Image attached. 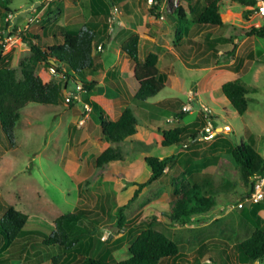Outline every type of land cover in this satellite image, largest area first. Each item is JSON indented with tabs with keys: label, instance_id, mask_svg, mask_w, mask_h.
<instances>
[{
	"label": "rangeland",
	"instance_id": "374dc122",
	"mask_svg": "<svg viewBox=\"0 0 264 264\" xmlns=\"http://www.w3.org/2000/svg\"><path fill=\"white\" fill-rule=\"evenodd\" d=\"M212 1L182 0L179 7L187 20L180 23L168 3L153 9L148 0H119L115 3L118 22L110 25L109 16L89 15L88 0H8L7 5L0 0L1 28L7 23L17 32L5 41L1 55L4 67L20 78V64L30 56L21 34L57 44L68 30L91 29L96 34L94 54L101 68L87 72L85 81L97 83L86 94L89 101L97 103L108 120L118 119L123 108L130 107L138 121L136 135L117 145L123 161L98 167L96 159L110 145L100 139L97 116L85 104V93H75L71 82L65 94H74L71 108L64 93L58 106L27 104L19 111L13 147L0 130V218L7 207H13L28 216L25 231L51 234L57 217L80 213L71 238L76 248L79 244L84 248L72 264L84 258L86 249L89 257L110 264L124 261L138 234L150 227L176 242L185 256L160 264H238L235 245L253 228L234 207L248 185L232 152L244 146L254 149L259 157L264 153V38L247 35L263 25L255 16L245 20L240 6H220V27L199 24L200 11ZM3 7L11 13L6 14ZM131 33L139 37L140 61L148 53L156 54L158 70L165 77L164 88L145 104L132 100L134 65L120 52ZM245 35L247 40L233 51V41ZM98 46L105 49L98 50ZM230 62L231 67L227 66ZM35 70L43 80H65L63 74L42 62ZM225 70L236 71L249 89L248 107L242 116L219 92L227 82L222 77ZM184 110L188 114L178 120L176 115ZM189 124L193 127L184 132L177 146L158 145L163 131ZM178 151L182 156L173 167L124 210L127 226H119L116 211L136 190L128 186L122 191L125 182L149 179L145 157L163 159ZM202 165V169L189 171ZM187 184H197L209 209L193 216L190 223L177 226L165 214L174 191ZM261 218L264 220V212ZM3 244L0 238V264H52L53 258L62 260L65 256L57 246L46 247L39 241L30 244L23 240L6 250ZM21 246L25 252L18 251Z\"/></svg>",
	"mask_w": 264,
	"mask_h": 264
},
{
	"label": "trees",
	"instance_id": "16d2710c",
	"mask_svg": "<svg viewBox=\"0 0 264 264\" xmlns=\"http://www.w3.org/2000/svg\"><path fill=\"white\" fill-rule=\"evenodd\" d=\"M3 1L6 5L8 4V0ZM117 1L119 0H88L89 15L92 18L108 17L111 8L115 6ZM220 6H224V9L230 6H240L242 8V17L245 20H248L255 11L253 0H213L200 11L198 23L220 27L223 24V13ZM152 8L155 9L157 6ZM3 9L6 14L11 13L9 8L3 7ZM171 13L176 16L177 22L184 23L187 20L181 7L171 10ZM15 34H17L16 27L9 28L7 23H5L4 28L0 26V130L8 145L13 147L15 144L14 130L20 118L19 111L23 107L29 103L61 105L62 94L72 82L74 87H81V92L85 93L84 96H86L85 104L90 106L97 116L101 131V141L110 145L96 159V165L100 167L108 163L123 161L124 157L117 145L124 143L127 138L136 134L138 121L130 107L123 108L117 120H108L98 104L89 101L87 95L93 91L97 83L95 81H85L87 72H96L101 68V65L96 62L97 54H94L97 47L95 32L88 28L79 31L68 30L62 34V42L57 44L43 43L38 36L31 35V38L27 39L25 35L18 34L27 43L30 51V56L20 64V78L16 77L14 71L3 66L4 58L1 56L4 51L5 41L8 37H12ZM247 35L264 38V29L262 27L258 30H252ZM138 44V35L131 33L122 43L120 52L134 65L131 79L133 85L132 100L136 103L145 104L147 100L155 97L164 88L165 77L158 70V57L156 54L148 53L140 61ZM101 49L103 51L105 47L101 46ZM102 51H99V54ZM41 62L52 67L57 73L63 74L64 82L55 83L50 80H43L35 70L36 65ZM76 82L79 84H76ZM114 90H117V88ZM221 93L237 115L242 116L246 112L249 89L244 83L238 79L228 81L221 86ZM67 107H72L70 101L67 103ZM186 114L188 112H181L176 117L181 120ZM191 125L163 131L158 145L160 147L177 146L182 141L184 132L189 127H193ZM196 135L197 133L193 136V139H195ZM232 156L240 169L246 185H248L249 177L264 173V165L254 149L240 146L232 152ZM178 158L179 153L163 159L153 156L144 158V162L151 172L150 177L144 183L128 184L125 182L126 184L122 191L128 186H135L136 190L129 201L116 211L119 226L122 228L127 226L124 223V210L138 198L144 188L159 180L164 175L165 170L171 169ZM198 168L202 169L204 166H193L189 171L192 172ZM121 180L125 181L124 177H121ZM174 195L175 197L168 213L165 214L171 224L177 226L186 225L191 222L193 216L202 215L209 209V205L206 204L207 200L201 196L197 184L182 186L180 190L174 191ZM262 208L263 204H258L251 210L243 209L240 213L243 220L253 228V231L248 237L235 245L239 264L264 262L263 221L258 216V212ZM27 220L28 216L26 214L15 210L13 207H7L3 211L0 218V238L4 240L2 245L4 250L23 240L30 244H33L34 241H39V244L46 247L57 246L63 250L65 256L62 260L53 258L52 264H72L76 259L75 255L81 254L79 250L84 248V246L79 244L76 248V243L71 238L72 226L81 220L80 213L57 217L54 220V230L51 234H44L40 231H25L24 226ZM18 249L19 252H22L25 246H21ZM88 251L86 249L84 258L74 264H110L103 259L89 257ZM128 253V259L114 264H160L162 260H175L184 257L179 252L176 242L153 227L145 229L138 234L129 247Z\"/></svg>",
	"mask_w": 264,
	"mask_h": 264
},
{
	"label": "built area",
	"instance_id": "2783aa9c",
	"mask_svg": "<svg viewBox=\"0 0 264 264\" xmlns=\"http://www.w3.org/2000/svg\"><path fill=\"white\" fill-rule=\"evenodd\" d=\"M181 1L182 0H148V4L152 8L153 6L159 7V5L162 3H166V4L168 3L170 4L169 8L171 12V10L176 9L180 6ZM253 1L255 3V11L252 14V17L253 16L257 17L262 22L264 29V0H253ZM34 12L35 11L32 12L31 14L32 16L29 18L30 21L33 20L34 18L33 17ZM117 13H118L117 8L115 6L112 7L108 18L110 25L115 24V21L117 20ZM100 47L101 46H98L97 49L100 50ZM76 92H81L80 86L75 87V93ZM65 94H66V90L64 91V95ZM73 95H74L73 93H69L65 95L66 101L69 102L70 100H72ZM184 111L187 112L186 110ZM204 130L206 133L210 132L209 127H206ZM260 159L262 161V164L264 165V153L260 154ZM262 201H264V173L255 174L248 178V191L244 196V198L237 204V208L242 209L246 206L259 204Z\"/></svg>",
	"mask_w": 264,
	"mask_h": 264
},
{
	"label": "crops",
	"instance_id": "0c3cea01",
	"mask_svg": "<svg viewBox=\"0 0 264 264\" xmlns=\"http://www.w3.org/2000/svg\"><path fill=\"white\" fill-rule=\"evenodd\" d=\"M120 19V18H119ZM119 22H120V20H119ZM247 40V36L245 35L244 37H241V36H239V37H236V39L233 41V51H235V48H236V46L238 45V44H242V43H244L245 41ZM208 44H210L211 45V42H208ZM241 47V46H240ZM235 61V60H234ZM231 62H233V61H231ZM231 62H230V64H228L227 66H229V67H231ZM226 66V65H225ZM226 66V67H227ZM236 69V68H235ZM236 71H232V70H229V71H227V70H225V71H223V75L224 76H222V77H226L225 79H227V82L228 81H234V80H240L239 78H240V75L239 74H236L235 73ZM222 86V85H221ZM219 92L221 93V87H220V89H219ZM222 94V93H221ZM223 98H225L224 96H223ZM226 99V98H225ZM228 102V101H227ZM229 103V102H228ZM120 116V115H119ZM117 120V119H116ZM179 120V119H178ZM115 121V120H114ZM190 125V124H189ZM186 126H188V125H186ZM185 125L184 126H182V127H180V128H184V127H186ZM136 130H137V127H136ZM136 134H134L133 136H131V137H129V138H133L134 136H135ZM129 138H127V139H129ZM126 139V140H127ZM105 143V142H104ZM106 144H108V143H106ZM171 147H173V146H171ZM177 153V152H176ZM176 153H174V154H176ZM178 153H179V158L182 156L181 155V152H179L178 151ZM154 157V156H153ZM156 157V156H155ZM120 162V161H119ZM170 170V169H169ZM168 169L166 170V171H169ZM166 171H165V173H164V175L166 174ZM163 175V176H164ZM162 176V177H163ZM161 177V178H162ZM247 191H248V189L246 190V192L236 201V205L234 206L235 208H237V204L241 201L240 199L242 198V197H244L245 195H246V193H247ZM240 200V201H239ZM259 204H263V208L261 209V210H259V212H258V216H259V218H261V213L262 212H264V201H262V202H260ZM256 205H258V204H256ZM256 205H251V206H246V207H244V208H242V209H240V208H238V209H240V213H241V211L243 210V209H247V210H251L254 206H256ZM241 215V214H240ZM261 220L263 221V223H262V227H263V225H264V220L261 218ZM235 250H236V248H235ZM184 256V255H183ZM183 258H185V256L183 257ZM236 259H237V262H238V254H237V256H236ZM171 260H173V259H171ZM174 261H178V260H174ZM256 264H262V262H255ZM254 263V264H255ZM239 264V263H238Z\"/></svg>",
	"mask_w": 264,
	"mask_h": 264
},
{
	"label": "clouds",
	"instance_id": "9594fccd",
	"mask_svg": "<svg viewBox=\"0 0 264 264\" xmlns=\"http://www.w3.org/2000/svg\"><path fill=\"white\" fill-rule=\"evenodd\" d=\"M118 22V18H117V20L115 21V23H117Z\"/></svg>",
	"mask_w": 264,
	"mask_h": 264
}]
</instances>
